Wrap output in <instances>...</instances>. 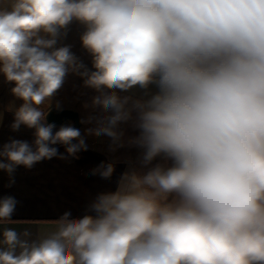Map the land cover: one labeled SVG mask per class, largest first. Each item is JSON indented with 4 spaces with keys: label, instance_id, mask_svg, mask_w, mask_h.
Listing matches in <instances>:
<instances>
[{
    "label": "clouds",
    "instance_id": "1",
    "mask_svg": "<svg viewBox=\"0 0 264 264\" xmlns=\"http://www.w3.org/2000/svg\"><path fill=\"white\" fill-rule=\"evenodd\" d=\"M0 7V74L23 103L13 131L35 139L0 146V170L32 168L87 145L71 125L53 134L41 105L68 74L95 90L87 135L134 147L145 172L122 175L89 212H65L30 239L0 197V264H264V0H8ZM85 26L89 71L57 46ZM66 35V32L63 33ZM145 97L121 95L139 87ZM59 107V105H57ZM131 124L136 135L127 136ZM73 141H77L73 143ZM163 163L152 167L153 160ZM59 158L63 159L62 155ZM111 163L93 170L110 178Z\"/></svg>",
    "mask_w": 264,
    "mask_h": 264
},
{
    "label": "crops",
    "instance_id": "2",
    "mask_svg": "<svg viewBox=\"0 0 264 264\" xmlns=\"http://www.w3.org/2000/svg\"><path fill=\"white\" fill-rule=\"evenodd\" d=\"M0 7H10L8 0H0ZM85 31V26L73 21L67 29L61 30L62 35L58 40L57 46L70 45L71 51L83 63L84 66L92 67V57L86 49L82 47L80 37ZM66 32V35L63 33ZM2 78L0 77V85ZM6 84V82L4 81ZM10 88L12 84L9 83ZM8 91V89H7ZM65 87L55 94L51 101L46 105H41L44 115L51 109H68L78 113L79 120L82 111L77 107V100L80 102L81 91L76 90L71 100H76L71 104H64ZM151 94L157 91L155 85H150L149 89L144 90L139 87L129 90L128 93L121 95H132L134 97H145V92ZM90 92V91H89ZM7 93L0 98L5 99ZM15 97V96H14ZM6 104V103H5ZM0 102V146L8 143L12 139L28 141L30 144L35 139L34 129L21 125L18 131L11 129L14 121L15 111L20 107L14 103L5 105ZM12 104V105H11ZM59 105V107H57ZM83 106V105H82ZM83 110L85 111L86 108ZM44 123L48 124L45 119ZM71 125V121H66L61 125L55 126V131L62 126ZM90 123H82L78 129L81 131L86 149H82L71 156L66 152V146L62 144L53 145L58 149L59 155L52 159L42 160L28 169L18 166L12 174L11 179L14 183L10 185V176L7 172L0 170V197L12 196L17 204L12 215L14 223L4 225L5 227L15 228L18 232L27 230L31 235L30 239H37L41 234L53 229V222L59 219L65 212H70V218H81L89 212L91 202L101 193L114 192L119 184L122 175L133 170L139 172L147 171L142 166L139 155L140 150L134 147H120L110 150V141L104 137H95L86 134V129L93 127ZM127 136L136 135V130L131 124L123 125ZM77 141H73L76 143ZM62 155L63 159L59 158ZM162 157L153 160L152 167L157 163H163ZM111 163L114 171L110 178H102L99 174H93L101 164Z\"/></svg>",
    "mask_w": 264,
    "mask_h": 264
},
{
    "label": "rangeland",
    "instance_id": "3",
    "mask_svg": "<svg viewBox=\"0 0 264 264\" xmlns=\"http://www.w3.org/2000/svg\"><path fill=\"white\" fill-rule=\"evenodd\" d=\"M89 71L93 70V68L90 66H85ZM0 77L2 78V83L0 85V97H2L3 95H5V93H7V96L5 99L0 98V102L5 105H9V103H14L17 106H21V104L23 103L22 100L18 99L17 97H14V95L11 92L10 85L9 83L6 82V84L4 83V77L2 74H0ZM13 85V84H12ZM14 86V85H13ZM12 86V87H13ZM64 87H65V95H64V104H71L74 103V101L76 100H71V97L74 93H76L75 91L78 89H82L81 91V97H80V102L79 100H77L78 103H76L77 107L80 109V111H82V113L80 114V120H86L89 116H95L98 115L100 110L99 109H92L91 107H84L86 108V110H83V106H85V104L91 105V100L92 97H94L95 95H97V93L95 92V90L91 89V88H87L84 87L83 84V78L75 73H69L68 76L65 79V83H64ZM8 89V91H7ZM90 91V92H89ZM12 105V104H11ZM83 105V106H82ZM86 124V123H84ZM94 125V124H92Z\"/></svg>",
    "mask_w": 264,
    "mask_h": 264
},
{
    "label": "water",
    "instance_id": "4",
    "mask_svg": "<svg viewBox=\"0 0 264 264\" xmlns=\"http://www.w3.org/2000/svg\"><path fill=\"white\" fill-rule=\"evenodd\" d=\"M45 121L48 124H54L55 126L61 125L66 121H71L73 127L78 128L80 126L78 113L68 109L58 110L55 108H51L45 114Z\"/></svg>",
    "mask_w": 264,
    "mask_h": 264
}]
</instances>
